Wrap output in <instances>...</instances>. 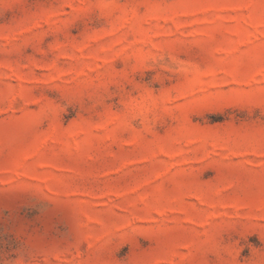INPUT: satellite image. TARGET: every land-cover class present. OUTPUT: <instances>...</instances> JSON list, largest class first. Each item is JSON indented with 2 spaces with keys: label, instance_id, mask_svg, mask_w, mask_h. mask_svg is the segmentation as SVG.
Returning <instances> with one entry per match:
<instances>
[{
  "label": "rangeland",
  "instance_id": "rangeland-1",
  "mask_svg": "<svg viewBox=\"0 0 264 264\" xmlns=\"http://www.w3.org/2000/svg\"><path fill=\"white\" fill-rule=\"evenodd\" d=\"M0 264H264V0H0Z\"/></svg>",
  "mask_w": 264,
  "mask_h": 264
}]
</instances>
